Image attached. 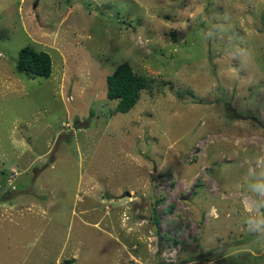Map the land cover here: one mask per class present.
<instances>
[{"label":"rangeland","instance_id":"1","mask_svg":"<svg viewBox=\"0 0 264 264\" xmlns=\"http://www.w3.org/2000/svg\"><path fill=\"white\" fill-rule=\"evenodd\" d=\"M0 264H264V0H0Z\"/></svg>","mask_w":264,"mask_h":264},{"label":"trees","instance_id":"2","mask_svg":"<svg viewBox=\"0 0 264 264\" xmlns=\"http://www.w3.org/2000/svg\"><path fill=\"white\" fill-rule=\"evenodd\" d=\"M16 67L19 72L25 71L43 78L50 77L53 72L51 55L32 46L21 48ZM107 83L108 97L117 101L116 111L125 113L135 106L150 81L137 74L128 62H123L107 77Z\"/></svg>","mask_w":264,"mask_h":264}]
</instances>
